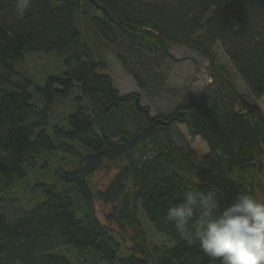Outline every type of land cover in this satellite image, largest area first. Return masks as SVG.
I'll return each instance as SVG.
<instances>
[{
  "label": "trees",
  "instance_id": "16d2710c",
  "mask_svg": "<svg viewBox=\"0 0 264 264\" xmlns=\"http://www.w3.org/2000/svg\"><path fill=\"white\" fill-rule=\"evenodd\" d=\"M13 3L0 0V264H219L198 245L178 241L162 214L188 190L217 188L222 204L245 191L257 196L264 112L237 90L210 48L219 44L254 99L263 97L264 0H32L23 18H16ZM88 8L99 14L88 15ZM79 12L105 42L133 54L137 64L116 52L141 86L137 68L150 72L171 57L170 43L199 50L209 59L213 80L207 97L188 94L168 113L152 115L139 93L122 94L103 72L105 63L76 26ZM40 51L64 53L66 70L37 86L16 65L25 53ZM33 86L42 108L32 102ZM73 89L79 92L76 111L67 127H54V135L81 143L89 155L67 142L57 145L46 130L51 105ZM177 124L200 136L209 151L200 154L190 143L177 142L171 132ZM57 149L79 155V167L57 170L60 188L33 186L40 197L10 217L5 197L25 178L26 164ZM116 162L106 187L96 188L92 176ZM98 200L111 205L106 221L118 230L97 216ZM140 208L169 239L150 247ZM127 229L130 246L122 233Z\"/></svg>",
  "mask_w": 264,
  "mask_h": 264
},
{
  "label": "rangeland",
  "instance_id": "374dc122",
  "mask_svg": "<svg viewBox=\"0 0 264 264\" xmlns=\"http://www.w3.org/2000/svg\"><path fill=\"white\" fill-rule=\"evenodd\" d=\"M87 12L88 15L99 14L92 8H88ZM75 23L81 32L82 40L92 48L96 58L105 63L103 72L108 73L113 78L115 87L122 94L139 93L142 97L141 105L149 107L152 115L168 113L188 94L200 99L207 97L213 80L207 72L209 59L199 50L183 44L170 43L171 57L151 66L150 72H147L148 69L141 70L137 68L144 80V86H141L126 70L117 56L116 52L119 50L131 62L137 64V61L135 62V59H133V54L128 52L124 45H111L105 42L94 27L88 23V18L83 12H79L75 16ZM210 49L216 56L217 64L226 68L231 74L237 90L246 94L251 102L256 101L264 112V96L260 99H254L246 84L230 63L224 49L219 44L213 45ZM65 70V55L61 52H27L24 54L23 61L16 65V71L30 78L37 86L43 85L47 77L59 76ZM10 88H14V86H10ZM30 92L32 93V102L42 108V98L36 93L34 86L31 87ZM78 94V90L73 89L68 97L55 100L51 105L46 130L57 145L67 142L74 145L80 154L89 155L92 154V151L81 143L77 141H59L54 135L55 126L67 127L68 116L76 111L75 97ZM171 132L177 142L190 143L198 153L203 154L209 151L207 143L200 136H190L185 125H174ZM80 160L79 155L64 152L60 149L45 151L33 156L26 164L25 178L18 181L12 191L6 194L4 201L6 213L10 217L25 213L40 197L32 189L36 184H55L60 188L62 184L58 181L57 170L59 168L74 170L79 167ZM118 165V162L108 163V168L96 172L91 178L94 186L100 189L105 188L117 171ZM254 189L258 198L264 199V169L258 174ZM111 208V205L100 200L95 203L96 213L100 220L118 230L116 225L109 224L106 221V215L111 211ZM139 218L147 231L150 247L153 244L163 242L164 239H169V237L162 236L157 232L155 225L148 220L141 208ZM122 233L126 239V246H130L131 229H127ZM67 249L74 251V249ZM121 255H123L122 252ZM69 256L75 258L73 252H69ZM79 264H89V262L79 261Z\"/></svg>",
  "mask_w": 264,
  "mask_h": 264
},
{
  "label": "clouds",
  "instance_id": "9594fccd",
  "mask_svg": "<svg viewBox=\"0 0 264 264\" xmlns=\"http://www.w3.org/2000/svg\"><path fill=\"white\" fill-rule=\"evenodd\" d=\"M32 0H14L16 18H23ZM221 190H188L169 203L163 218L178 241L196 244L219 264H264V199L238 193L222 204Z\"/></svg>",
  "mask_w": 264,
  "mask_h": 264
}]
</instances>
